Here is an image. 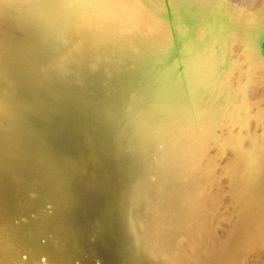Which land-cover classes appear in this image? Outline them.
<instances>
[{"label":"bare ground","instance_id":"6f19581e","mask_svg":"<svg viewBox=\"0 0 264 264\" xmlns=\"http://www.w3.org/2000/svg\"><path fill=\"white\" fill-rule=\"evenodd\" d=\"M161 13L175 30L181 69L156 65L170 39L169 27L151 16ZM263 40L264 0H0V163L25 162L30 133L41 142L54 135L73 150L60 179L35 188L34 173L23 167L13 188L0 190V264H71L40 242L49 232L43 205L50 200L56 216L67 217L66 236L71 228L85 231L83 220L71 227L84 199L90 222L109 218L117 205L114 150L118 159L151 154L129 198L151 204V214L162 207L160 234L169 237L157 249L165 264H264ZM143 87L148 111L186 118L178 130L193 128L153 153L139 135L102 146L95 103L107 119L108 106L136 104ZM65 124L74 128L69 139L53 131ZM195 142L200 152L187 164L199 176L190 184L188 172L170 168ZM99 162L112 177L96 179L88 166ZM111 221L91 229L93 257L101 246L118 259L114 248L124 234L113 240Z\"/></svg>","mask_w":264,"mask_h":264},{"label":"water","instance_id":"95a60500","mask_svg":"<svg viewBox=\"0 0 264 264\" xmlns=\"http://www.w3.org/2000/svg\"><path fill=\"white\" fill-rule=\"evenodd\" d=\"M151 14V13H150ZM155 19H159L169 28H167L168 35L170 36L169 41H166V45L163 46L164 53L157 54L160 55L159 63H166L167 66H172L180 64V58L178 50V43L176 42V37L174 36L175 30L172 28L171 19L161 14H152ZM166 23H165V22ZM170 33V34H169ZM174 46V47H173ZM261 47L264 50V40L261 43ZM162 52V51H161ZM160 53V52H159ZM175 62V63H174ZM178 62V63H177ZM160 66V65H159ZM181 69V64H180ZM180 75V74H179ZM96 83V82H95ZM136 87L141 84H134ZM144 85V83H143ZM143 90L136 94L137 103L120 102L114 104L113 106H108L109 117L106 119L102 113L107 109L95 103L98 106V112L100 115H94V124L97 122L102 123L103 129L100 132L99 138L105 139V143H102L104 147H114L116 146V140L119 139L121 142L124 138V134L128 136L125 137V141L139 135V141L142 140L147 146L150 147L149 153L158 151L164 146H174L178 140L179 134H183L189 131L188 128H193L189 126L188 128L177 129L178 126L185 123L186 118H179L174 116H168L166 112L161 111H148L146 107L149 106L151 100L149 99L146 92ZM147 91V89H146ZM99 102L100 98H96ZM123 101V100H122ZM132 114V115H129ZM138 114V115H136ZM148 119V120H146ZM134 122V123H133ZM139 122V123H135ZM144 122V124H143ZM186 126V125H184ZM54 130L60 129L61 135L69 139L74 135L72 131L74 128L72 125L66 126H54ZM187 127V126H186ZM55 134V133H54ZM28 143L26 145L27 149L23 151L25 162H21L16 168H9L8 166H3L0 163V190H10L13 188V179L16 176H23V167H28L34 173V181L31 179V186L37 187L38 185L43 186L60 179L64 170L68 167L71 159L67 154L73 152L69 150L71 147L59 146L61 141H56L57 139L54 135H50L49 138H44V141L35 140L31 133L28 137ZM196 142L190 144L192 148L187 151V146L184 150H179L172 160V167L178 166L177 172H188V176L191 177L190 184L196 176H199V171L195 172V166L193 162L188 163L193 157L197 156L200 152V145ZM0 155L4 156L3 153ZM151 154L141 155V158H147ZM120 156V150L113 151V157L111 158L110 166L111 171L114 172L117 181V205L114 207L110 217L105 219L101 216H94L93 223L90 222L88 217V212L93 213L91 208L87 206V201L84 199L83 202L77 203L78 219L77 221H72V226L78 221L83 220L84 225L79 227L85 229V231H78V227L71 228V234L66 236V231L63 224H67V217L56 216L55 203H51L50 200L45 202L43 205V214L45 218L46 226H49L48 233L42 235L40 242L50 245V247L56 249L59 259L64 263L70 262L71 264H165V259L162 254H160V248L157 249L158 243L161 244L162 241H167L164 237L169 235L165 232L160 234V217L162 207L159 209H154L153 213L149 211L151 204L149 205L144 199L139 198H129L132 194L134 187L140 181L143 171L141 169L145 165V159L143 161L133 158L118 159ZM221 154H214L213 159L218 160ZM26 161H28L26 163ZM151 161V160H150ZM34 165V166H33ZM88 166V164H86ZM83 167L87 169V166ZM90 169L96 171L94 176L97 180H104L105 176H111L110 170L107 166H104L102 162L90 164ZM187 177V179L189 178ZM30 178V177H29ZM28 179V178H25ZM114 179V177H113ZM4 187V188H3ZM123 193L127 194V200L124 199ZM1 197V192H0ZM69 204H62L61 208H68ZM84 205L88 209H84ZM154 205V204H153ZM232 205V204H231ZM0 206H2V201L0 200ZM59 215V214H58ZM97 215V214H95ZM35 215L32 213L31 217ZM36 217H39L36 214ZM106 219H111V229L114 231L115 235L113 240L117 241L119 239V233L124 234L123 241L125 243L117 244L114 248L118 259L116 258L113 251L108 252L106 255L102 254V248L99 247L95 257L92 256V244L97 238V234L92 232L93 226L104 221ZM14 222L19 223V219H14ZM54 229V230H53ZM59 234V236H57ZM164 243V242H163ZM59 250V251H58ZM26 258V255H24ZM45 257L42 258L45 261ZM240 258H238L239 262ZM237 262V263H238ZM234 260L227 262V264H237ZM255 264V262H254ZM257 264V263H256Z\"/></svg>","mask_w":264,"mask_h":264}]
</instances>
